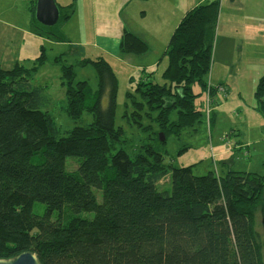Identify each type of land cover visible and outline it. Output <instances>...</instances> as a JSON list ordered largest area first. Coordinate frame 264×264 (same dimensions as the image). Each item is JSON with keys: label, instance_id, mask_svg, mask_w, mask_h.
<instances>
[{"label": "trees", "instance_id": "16d2710c", "mask_svg": "<svg viewBox=\"0 0 264 264\" xmlns=\"http://www.w3.org/2000/svg\"><path fill=\"white\" fill-rule=\"evenodd\" d=\"M220 7V0H208L183 16L164 52L163 83L152 79L154 72L143 77L146 68L139 73L123 116L145 136L137 144L116 125L118 75L102 57L74 66L63 62L64 55L55 59L66 86L62 111L74 123L64 131L48 86L32 82L45 57L31 68H0V259L32 252L41 264H264L252 227L264 172L230 168L224 175H196L194 166L170 164L171 188L157 190L166 175L157 169L164 161L158 149L171 135L202 123L204 113L196 107L202 93L207 100L228 93L208 83ZM74 12L73 5L61 8L51 28L33 13L34 31L68 43L61 25ZM148 46L125 30L119 53L142 54ZM87 65L97 70L96 90L87 80L76 81V67ZM254 94L264 120V73ZM153 134L164 135V143ZM135 150L144 154L132 156ZM69 158L77 159L75 171L67 168Z\"/></svg>", "mask_w": 264, "mask_h": 264}, {"label": "rangeland", "instance_id": "374dc122", "mask_svg": "<svg viewBox=\"0 0 264 264\" xmlns=\"http://www.w3.org/2000/svg\"><path fill=\"white\" fill-rule=\"evenodd\" d=\"M70 0H57V3H70ZM184 7H193L204 0H183ZM241 1V2H239ZM239 4L246 5L247 12L243 15L244 21L248 24L254 18L255 8H264V0L250 4L248 0H239ZM75 12L64 27L66 37L70 42L62 47H52L53 41L43 38L40 41L41 56L47 61L43 63L33 76L32 82L45 85L48 83V89L53 97L54 105L52 111L55 115L58 126L64 131L72 128L74 123L67 114L62 111L65 104V89L62 85V67L61 63L55 62V59L66 51L76 50L79 45L97 44L103 39H107L115 34H123L126 29L134 33H140L148 43V51L145 53L129 54L124 57L126 61L134 65V72L127 76L118 72V94L116 125L122 126L126 132L127 138L134 144L140 143L145 137L139 133L135 125L127 123L123 117L129 104L128 94L134 93L141 78V70L150 65L154 67L147 69L143 77L154 72L153 80L163 83V73L168 65V57L164 55L173 30L179 24L180 19L177 11L180 6V0H154L151 8H129L130 0H72ZM228 4V1H227ZM140 5V4H139ZM1 9V8H0ZM146 9V13H142ZM186 9V8H185ZM232 8H225L224 16L228 18V11ZM243 11L244 8L236 9ZM2 12V11H1ZM234 13V10L232 11ZM227 22V21H224ZM223 22V23H224ZM255 28L251 29L253 32ZM228 33V30L225 29ZM71 42L73 44H71ZM38 39L35 40V44ZM23 46H21L22 48ZM85 56L80 55V51H75L69 57L62 59L66 65H76L82 57L92 58L100 50L98 46H91L85 49ZM59 53V54H58ZM251 55V54H250ZM249 55V57H250ZM32 63L26 64V67L32 66ZM56 63V64H55ZM219 62H215L218 67ZM223 64V63H222ZM2 69V68H1ZM6 70L5 68H3ZM76 81L87 80L93 90L98 89L99 79L96 68L93 65L76 67ZM222 76H218V71L214 68L212 81L216 87ZM227 82L230 91L227 94L217 92L211 100H207V92L202 93L196 100V107L203 113L202 123L197 125V129H186L179 136L171 135L165 146H161L158 152L164 154V161L157 169L166 172V175L157 181V190L165 188L170 189L171 172L168 165L175 168L194 166L196 175H203L213 170L218 175H224L229 168L235 171L263 173L264 172V121L256 119L255 111L256 99L255 90L245 75L228 76ZM232 85V86H231ZM195 93H199L201 88L196 85ZM208 111L211 113L208 114ZM216 114V117H215ZM177 111H172L171 120L176 119ZM245 119L242 120L241 118ZM213 118L212 122L211 119ZM90 115H85V122L90 121ZM147 124V122H144ZM157 130V126H154ZM155 139L159 135L153 134ZM161 143H164L161 142ZM244 144L243 146H241ZM142 151L135 150L129 152L132 156ZM67 168L75 171L78 167L77 159L69 158ZM156 167V166H155ZM98 201H102L100 192H96ZM264 205V193L261 202L255 208L252 216V227L258 237L259 250L264 261V217L261 213ZM38 212L42 210L38 207ZM260 237V238H259ZM263 240V241H262Z\"/></svg>", "mask_w": 264, "mask_h": 264}, {"label": "crops", "instance_id": "0c3cea01", "mask_svg": "<svg viewBox=\"0 0 264 264\" xmlns=\"http://www.w3.org/2000/svg\"><path fill=\"white\" fill-rule=\"evenodd\" d=\"M78 1L79 0H77V2ZM130 1L131 3L129 8L132 7L134 9L139 7L143 8V5L141 4L146 6L144 8H151L154 2V0ZM207 1L208 0H204V2L200 1L198 4L205 3ZM220 1L221 7L213 48V65L208 76V83L210 86L214 87L213 84L215 81H212V77L214 68H216L218 71V76H222L223 78L219 81L216 87L222 86L229 92L230 87L226 78H228V76L241 75L243 77L245 75V77L250 81L249 84H252V87L255 90L259 78L264 73V8H255L256 11L254 13V18L251 19V23L248 24L245 22L247 20L244 21L243 18V15L247 12V9H245L247 8L246 5L239 4V0ZM246 1L247 0H245V2ZM68 2L70 3L59 2V4H57L60 8H69L73 4L71 3L72 0ZM255 2H257V0H248V3L250 4ZM36 4L37 0H0V68L9 70L18 65L26 67V64L31 62H33L32 66L28 68L33 67L35 61L41 57L40 41H42L43 38L51 42L53 41L52 39L39 35L34 31L33 20L35 11L33 8H36ZM183 5L184 1L180 0V6L177 11L178 18H181L180 21L190 9L196 6L193 5L191 8L185 7L186 9H183ZM225 8H232L230 11H228V13H226L228 14V18L224 16ZM239 8H244V10H236ZM233 10L234 13H232ZM142 13L145 14L146 9H142ZM72 16L62 23V31H64L65 25L68 23V21H70ZM252 28H255L253 32H251ZM225 29L228 30V33L225 32ZM136 35H138L142 40H146L142 35H140V33H137ZM120 38L121 34H115L94 45L86 43L79 45L80 47L76 50L81 52L80 55L85 56L87 53L85 50L86 48L98 46L100 50L94 57L82 58L94 60L98 57H102L109 63L116 74L121 72L123 75L127 74V76H130L134 72L133 70L135 67L126 61L124 57L120 56ZM36 39H38L37 44H35ZM66 44L67 43L54 42L52 47H62L61 45L65 46ZM71 44L73 43L71 42ZM21 46L23 47L21 48ZM165 46H167V43ZM76 50L63 52L59 56L64 55L63 58L65 59L71 54H74ZM216 61L219 62L218 67L215 66ZM144 68L152 69L154 67L147 65ZM45 85L48 86V83ZM241 119L244 120L245 118L242 117ZM256 119L261 120L262 117L257 113ZM262 121L264 120L262 119ZM243 145L244 144L241 146Z\"/></svg>", "mask_w": 264, "mask_h": 264}, {"label": "water", "instance_id": "95a60500", "mask_svg": "<svg viewBox=\"0 0 264 264\" xmlns=\"http://www.w3.org/2000/svg\"><path fill=\"white\" fill-rule=\"evenodd\" d=\"M61 8L56 0H37L35 18L43 26L51 28L58 24ZM161 141H165L160 134ZM0 264H41L38 256L32 252H25L12 259H0Z\"/></svg>", "mask_w": 264, "mask_h": 264}]
</instances>
